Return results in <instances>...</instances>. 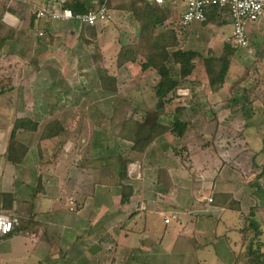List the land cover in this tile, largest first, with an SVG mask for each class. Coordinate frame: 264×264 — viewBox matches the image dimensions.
<instances>
[{"label": "rangeland", "instance_id": "374dc122", "mask_svg": "<svg viewBox=\"0 0 264 264\" xmlns=\"http://www.w3.org/2000/svg\"><path fill=\"white\" fill-rule=\"evenodd\" d=\"M30 1L37 3L39 0ZM29 7L26 6L23 11L28 19L33 13L31 9L28 10ZM5 21L8 22V16H5ZM100 23L95 25L100 37L97 41L91 39L89 45H83L79 39H75L74 46L60 44L59 47L50 52H43L41 45L45 42L46 37L43 36L44 33H42L43 35L39 34L42 29H37L34 30L32 36L20 35L12 43L10 51L6 50L0 55V194L9 193L12 195L10 212L15 213L18 217L30 219V217L32 218L33 215L37 214L36 212H42L43 218H39L43 225L40 238L47 237L58 243L60 241L71 242V238L77 232L71 227L65 231L64 226L61 224L62 219L60 220V216L61 212L64 211V205L71 203L66 193L75 188L77 183L86 180L84 176H79L80 171L78 169L68 168L69 165L80 159L81 154L83 155L88 150L86 145L90 146L89 157L93 159L101 156L105 157L117 150L123 153L120 146L117 147L119 145L117 132H119L127 113L131 110V106L134 103L139 106L136 117L142 119L145 112L155 105L151 89L158 82L156 72L158 58H154V64L146 72H142L138 65H128L125 68L116 69V55L119 50L118 32L111 20H104ZM206 25L207 30L204 28V31L207 32L206 36H203L202 39L198 37V39L189 38L185 32V35L180 38L179 48L184 51H195L203 58L209 56L208 52H211V57H218L222 52L223 44L229 40L232 31L228 25L222 29L220 36V33H217V28H215V26L218 27L217 25L214 26L211 23ZM251 27L250 25L247 26L248 46L245 49L238 48L231 61L223 88L218 93H213L208 86L203 63L197 62V68L191 78L180 83L177 92L179 98L172 100L165 107L167 117L161 118L163 124H170L172 122L171 114L174 110L184 106H187V110L182 116V121H186L195 115L198 117V119L196 118L198 123L196 129H194L196 131L189 133L192 136L191 141L194 148L189 150L188 153L182 149L174 136L164 135L170 142L167 154H169L168 157L173 166L172 170L181 169L188 179H192L194 186L202 181L201 177L206 179L205 183H200L203 188L198 190L199 193L195 192L196 195L198 194L196 202L207 201V199H213L212 194L229 193V191H233L237 195L245 192L243 196L246 197V201L249 198L248 207L245 205V197L242 198L241 201H244L245 206H243V210L240 208L241 214L225 213L228 215V219L225 217L226 215L222 219L217 218L218 213L210 214L207 212V214L200 206L189 205L192 213L196 214V211H199L198 215L190 214L189 216L192 217L187 219L188 230H181L174 237L169 238V242L173 241L174 243L176 236L190 238L193 234L196 238H199L196 239L199 246L205 247L204 240L209 239L206 236L212 234L216 224L214 234L220 238L222 236L226 237L230 241L227 246H215V252L220 253L227 264L233 262L230 251H233L234 254L239 251L241 240L238 230L243 227V218L248 216L252 208L258 209L259 207V202L251 196L255 189H251L248 184L264 172V61L258 62L253 57L255 45L262 42L263 37L257 32L251 31ZM200 31L198 27L195 33L201 35ZM40 49L41 52L39 53ZM100 55L102 56L100 65L117 78L118 93L116 95L103 93L100 90V82L96 71V60L99 62ZM172 75L178 79L177 69L173 70ZM237 83H240L248 94L258 98L252 105L251 117L248 121L244 120L243 122V125L249 124V127L243 131L240 139L235 132V123H229V126L234 129L226 132L221 128L218 135L212 139L215 123H207L202 117H205L206 120L211 119L213 106L217 104L220 106L221 103L226 101L229 98L230 88ZM224 116H227V113L219 118L220 123L223 122ZM17 118L37 120L40 122V126L37 133L19 132L17 134V141L26 146L29 151L21 164L11 165L6 161L5 155L9 134ZM52 120H58L67 132L74 135L80 134L79 136L85 141L79 147L73 146L71 141L68 142L64 147L63 154L59 155L56 161L54 160V147L50 144L45 145L41 150L42 160H39L37 145L40 133L43 126ZM198 134L204 140L199 139ZM204 142L207 144L212 143L213 146L199 154L197 151ZM157 149L158 147L152 148L151 152L155 153ZM193 152H196L197 155H193ZM157 155L160 156L161 153ZM157 155L153 154L151 156L155 158ZM223 159L228 162L223 161ZM166 161H158L157 164L163 167V163H166ZM48 170L51 174L60 177L56 182H52L50 179H41L40 186L42 190H46L42 192L37 188V176L45 174ZM173 174L177 173L173 171ZM152 176L148 178L141 177L139 183L135 185L134 189H136L138 199L133 202H137L140 198L147 201L146 204L142 205L145 207V211L139 212L141 216L135 221V227L124 229L125 232L129 233L126 234V238L136 236L143 239V236L148 235L155 239L161 237L162 234L164 235L163 232L167 231L163 228L162 215L152 216L155 212L161 213L163 207L156 211L154 210L155 207L150 205V202L155 201L160 206L166 205L167 203L163 197L154 195V189H160L163 192L164 190L173 191L176 187L175 185L169 186L166 181L156 183L155 172ZM67 177L70 180L66 182L64 180ZM187 178L184 179L182 185H189L190 182ZM258 183L264 187V182L262 183L260 180ZM57 185L59 188L56 190ZM50 186H53L55 192L50 190ZM90 206H92L91 203ZM74 214L72 213V221L77 213ZM90 214L94 215L92 211ZM202 215L204 217L209 216L208 220ZM92 216L90 222L88 221L89 224L93 221ZM201 216L204 221L200 218ZM147 218H150L151 225H153L149 224V228L147 227L148 224H145ZM100 220L98 219V221ZM256 220L262 225L261 240L264 242V217L259 209L256 213ZM175 225V223L171 224L173 230L176 227ZM27 226L29 224L22 221L19 227L7 238L14 236L17 230ZM194 227L197 232L193 231L195 230ZM94 229L91 225L88 226L87 229H83L84 232L81 236H84L88 230L93 231ZM109 229L106 230L111 232ZM110 232L107 234L112 237ZM116 236L118 235L112 238L111 243H104L107 254L104 252L103 264L109 263V260L114 257L117 247H119ZM17 240L19 239L14 240V242L20 248L23 242ZM188 242H183L181 247H186V250L190 251L192 244H188ZM163 244H165L163 264H179L178 252H175L179 248L173 250V255L168 254L166 257L167 253H171L170 248L172 247L166 240ZM62 245L58 244V251L56 255L54 254L56 257L60 254L67 256L64 251L72 250L70 248L65 249ZM124 252L121 251L117 254V257L120 254V263L124 261L121 260ZM208 260L209 263L206 264L213 262L212 257H209ZM60 262L63 264L67 261L62 262L60 260ZM181 263L193 264L190 261Z\"/></svg>", "mask_w": 264, "mask_h": 264}, {"label": "trees", "instance_id": "16d2710c", "mask_svg": "<svg viewBox=\"0 0 264 264\" xmlns=\"http://www.w3.org/2000/svg\"><path fill=\"white\" fill-rule=\"evenodd\" d=\"M101 1V4L104 3L106 8L105 20H111L118 32L117 41L119 50L116 55V69L125 68L128 65H138L142 72H146L154 64V58H158L159 61L156 68L158 82L151 89L155 105L145 112L142 119L136 117L139 106L136 103L131 106V110L127 113L118 133V138L132 144L129 153L125 156L111 155L93 159L89 157L91 148L89 145H86L88 150L83 155L81 154L80 159L69 165L68 168L73 167L78 169L80 175L86 178L84 182L77 183L75 188L70 191L69 198H71L72 213H77L82 209L86 199L94 196L97 186L120 188V204L125 205L129 203L133 195V189L123 183L127 179L128 165L142 160V157L146 156L148 151L153 155L154 152H151L153 145L164 138V135L170 134L174 136L178 140L179 145L182 146V149L185 152L187 151V153L193 149L192 136L189 133L196 131L194 129H196L198 117L195 115L186 121H182V116L186 112L187 106L178 107L171 114L172 122L170 124H163L161 118L167 117L165 107L172 100L179 98L177 94L178 87L182 81L191 78L197 68V62L203 63L210 90L213 93H218L225 84L231 61L238 51V48L232 44V34L229 40L223 44L222 52L218 57H211V52H208L209 56L203 58L195 51L182 50L179 48V43L182 35H185L186 27H182L179 23L178 28L168 27L171 11L167 4L158 5L147 0ZM23 2L25 1H19L18 5L20 7H16L17 11H15L14 8L9 7L8 0H0V55L6 50L10 51L11 45L16 41L18 33L16 28L10 27L3 22L4 15L6 13H18L20 16L23 11L19 9L24 10L26 7ZM60 8L71 11L74 16H84L91 11H96V8L88 10L83 3L76 0H64L60 3ZM225 15L228 16L226 9H214L210 15L209 22L217 26L226 25V22H221V19ZM34 20L35 15L31 14L28 30L34 28ZM87 27L91 31L92 38L95 39V26ZM251 31H255L263 37L262 42L255 45L253 53L256 61L263 62L264 18L252 25ZM101 57L100 55L98 58L99 62L96 60L100 90L103 93L116 95L118 93L117 78L100 65ZM175 69L178 71V79L172 75ZM257 100V96L248 94L246 89L241 87L240 83L231 87L229 98L221 103L220 106L219 104L213 106L214 108L211 110L212 118L206 120L205 117H202L207 123H215L212 139L218 135L221 128L226 132L234 129L229 126V123H235L236 135L241 139L243 131L249 127V124L243 125V122L244 120L248 121L251 117L252 105ZM224 113H227V116H224L223 122L220 123L219 118ZM39 126V121L30 118H17L14 121L9 134L7 153L5 155L8 163L11 165L21 164L29 151L26 146L17 141V134L19 132L28 134L37 133ZM79 135L67 132L58 120L48 122L43 126L38 140L37 151L39 160H42L41 150L47 143L55 149V161L59 155L63 154L64 147L68 142L71 141L73 146L79 147L85 141ZM198 137L204 140L199 134ZM212 146V143L207 144L204 142L197 152L200 154ZM178 150L180 149L178 148ZM194 154L197 155L196 152H193ZM223 161L227 160L223 159ZM50 173L49 170L45 172L48 175ZM69 180L70 178L68 177L64 181L67 182ZM167 180V171L159 169L157 183ZM260 180L262 183L264 182V172L256 176L248 186L251 189H255L251 195L259 202L258 209L264 217V187L258 183ZM40 182L41 178L38 180L37 188L42 191ZM211 204L224 211L241 214L240 203L235 201L232 194L216 193L213 196ZM0 208L10 211L12 208L11 194H0ZM256 209L252 208L248 216L243 218V227L238 230L241 240L240 247L239 251L233 255L232 264H264V242L261 240L263 230L262 225L256 220L258 210ZM92 237L97 240V247L107 254L104 243H111L113 240L105 230H97ZM110 263L115 264L114 258H112Z\"/></svg>", "mask_w": 264, "mask_h": 264}, {"label": "crops", "instance_id": "0c3cea01", "mask_svg": "<svg viewBox=\"0 0 264 264\" xmlns=\"http://www.w3.org/2000/svg\"><path fill=\"white\" fill-rule=\"evenodd\" d=\"M19 1L20 0H8V5L10 8H14L15 11H17L16 7L18 8ZM63 1L64 0H39L37 3H33L30 0H26L25 2H23L28 7L31 4L28 10L31 9V11L33 12L32 14L35 15L33 29H29V30L27 29L29 25V19L27 18V16L24 15L23 12L21 13V15L23 16L21 15L19 16L18 13L16 14L6 13L4 15L3 22L8 26L17 29L18 31L17 39L22 34L32 36L34 30L36 31L37 29H42V32H40L39 34L43 35L42 33H44L45 35L43 36L46 37V40L42 45L40 44L39 41H37V43L42 46L41 49H43V52H50L56 47H59L60 44H64L65 46H74L75 39H79L81 41V44L83 45H89L90 44L89 41H91V39L93 38L90 29L88 30L87 29L88 27L85 24H82L76 20L60 22V21L51 20L50 18L47 17L37 18L36 15L40 11H49V12L58 11L59 9H61L60 3ZM76 1H80L81 3H83L88 10L91 9L93 10L97 8V4L99 5L102 2L101 0H76ZM167 5L169 6L171 11V17L168 21V27L178 28L180 16L184 11L182 7V2L180 0H173L169 2ZM19 10L24 11L25 9L24 10L19 9ZM210 15L205 22H193L191 25L186 27L185 28L186 35L188 34L189 38H196V39L198 38L202 39L203 36H206L207 32L204 31V28L207 30L205 26H207L206 24L210 23L209 22ZM5 16H8V22L5 21ZM22 17H24V19H22ZM221 22H226V25L218 26V27L214 25L215 28H217L218 30L217 33H220V36L222 34V29L224 27H227L228 25L230 26V29L232 31V27L229 24L230 20L228 16L226 15L223 16ZM195 24H198L199 26L198 25L195 26ZM198 27L199 30H201L200 33L202 36L200 34L198 35L195 33V30ZM99 34L96 31L95 41H97V39L100 37ZM41 49L38 51L39 53L41 52ZM118 133L119 132H117V134ZM117 141H119V145H117V147L120 146V149L123 150V153L122 152L120 153L117 150L113 154H109L106 156H111V155L125 156L127 153H129L132 144L123 141L118 137H117ZM169 143L170 142L167 139V137L166 138L164 137L159 141H157L156 144H154L152 147L153 149L158 147L157 151L154 154L157 155L158 153H161V155L163 154L162 155L163 157L161 155L160 156L157 155V157L154 158L153 156H151L150 151H148L147 155L142 157L143 158L142 160L133 162L128 165L127 179L123 183L127 186L132 187L134 190L133 197L131 198L129 203L125 205L120 204L121 201L120 188L113 186H108V187L97 186L95 188L94 196L86 199L82 209L78 211L77 214L75 213L76 215L74 214L75 217L73 221L71 219L72 218L71 203L69 202L68 205L66 206L64 205V211L61 212V216H60V220L62 219L61 224L64 226L63 229L67 231L68 228L71 227L77 231L74 233L73 237L71 238V242L60 241L58 243L53 239H49L47 237L40 238L41 229H43L42 228L43 225L41 224V220H39V218H43L42 212L40 211L36 212L37 214L33 215L32 218L30 217V219L29 218L23 219L21 216H19L20 221L28 223L29 226L17 230L14 236L0 241V264H62L60 260H62V262L65 260L67 261L63 264H103L105 258V253H104L105 251L97 247L98 242L96 239L92 237V235L99 229H104L106 233H109L110 231H107L106 230L107 228H110L109 230H111L110 232V234H112V237L110 236L111 239L115 235L119 236V237L116 236V238H118L117 243L119 247H117V251H115L113 257L115 260V264H126V263L127 264H163V251H165V247H164L165 244H163L164 240H166V242H168L169 244L170 243L169 238L174 237V235L176 233H179V231L181 230L187 231L189 228V225L187 224L188 221L187 219L188 217H192L189 215L193 214L197 216L199 213V211H196V214L192 213L190 211L189 205H198L201 208H203V210H205L206 213L207 212L210 214L218 213L219 216L217 218L220 217L222 219L224 215H226L225 217L228 219V215L225 213L231 214L233 212L224 211L221 208L214 207L211 204L212 202L211 203L208 202L209 199H207V201L201 200L199 202H196L197 201L196 199L198 198L197 197L198 194L196 195L195 192L199 193L198 190L200 188H203L200 185V183L201 182L205 183L206 179L204 177H201L202 181L194 186L192 179L190 178L188 179L185 173L181 171V169L172 170L173 166L170 163L171 160L168 157L169 154H167V150L170 148ZM48 144L49 143H47L46 146ZM161 158L163 162L166 160L168 161L169 159L168 162L166 161V163H163V167L157 164L158 161H162ZM159 169H165L167 171V177H169L168 181H166L167 184H169V186L175 185L176 187V189L174 188H173L174 190L172 189L173 191L164 190L163 192L160 189H154L153 191L154 195L158 197H163V199L167 203L166 205L163 204V206H160L157 205L155 201L150 202V205H153L156 208V209L154 208V210L156 211L163 207V211L161 213L155 212L154 214H152V216H157V214L162 215L163 228L167 229V231L163 232L164 235L162 234L161 237L155 239L151 238L148 235L143 236V239L142 238L140 239L136 236H132V237L129 236L128 238H126L125 237L126 234L129 233L125 232L124 229L125 228L131 229L135 227L134 226L135 221L141 216L139 212L145 211V207L142 205L146 204L145 202L147 201V200H143V198H140L137 202H133L136 201V199H138L137 196L138 194L136 192V189H134L135 185L139 183V179L141 177L144 178H148L149 176L153 177L152 175L154 174V172L156 178L155 181L157 183V175ZM173 171L177 174H173ZM79 176L81 175L79 174ZM59 177H60L59 175H53L51 173L49 175L40 174V176H37V184L39 178H41L42 180L50 179L52 182L53 181L56 182ZM67 178L65 180H67ZM186 178L189 180L190 183L189 185L184 186L182 185V183ZM58 188L59 186L57 185L56 190ZM50 190L51 191L53 190V186H50ZM45 191H46L45 189L42 190V192ZM53 192H55V190H53ZM66 194L69 196L70 191L69 193L67 191ZM229 194H232L237 202L239 201L242 210L244 209L243 206L246 205L248 207L249 198H247L246 201V197L243 196L245 192L239 193L237 195L235 192L233 193V191H229ZM212 195L214 196V194ZM57 197L59 196L57 195ZM244 197H245V205L243 203L244 201L243 202L241 201L242 198ZM69 200H71V198ZM90 203L92 204V206H90ZM91 211L92 213H94L93 216L90 214ZM91 216L93 217V221L89 224ZM202 216L200 218L203 220L204 216L203 217ZM96 217L98 218L96 219ZM208 217L209 216H205L204 218L208 220ZM98 219L101 220L98 221ZM165 219H170V222L168 224H165L164 223ZM146 223L148 224L147 227L149 228V224L150 225L152 224L150 218H147L145 224ZM172 223L176 224L174 230L173 228H171ZM90 225L95 229L93 231L88 230V232L84 236H81L84 232L83 229H87V227ZM195 227H194L195 230L193 231L197 232ZM215 229H216V224L211 234L212 236L211 235L206 236L209 237V239L206 238V240H204V244H206L205 247L199 246V244L197 243L198 241L196 240L199 238H196V236L193 234H192L193 237L190 236V238H185L184 236L183 237L176 236V241L174 243L173 241L170 243L172 247L170 248V251L172 250L171 251L172 253L173 250L179 248L177 251H175L178 252L177 259L180 260L179 264H184L181 263L184 261H190L193 264H206L207 262L209 263L208 260L209 257H212L213 260L211 264H227L225 258L220 253H216L215 250L218 245L227 246V244H230V241L227 240L226 237L224 238L222 236L221 239L219 236H216V234H214ZM36 238L37 240L35 241ZM16 239H19L17 241L23 242V244L21 245L22 249L21 247L19 248L17 244H15L14 240L16 241ZM183 242H188V244L189 243L192 244V246L189 245L191 246L190 251L186 250L187 249L186 247L185 248L181 247ZM58 244H63L62 246L65 249L70 248L72 250H69L67 252L64 251L67 254V256L60 254L58 257H56L55 255L56 252L58 251ZM24 248L25 250H23ZM121 251H125L123 254L124 256H122L121 260H124L123 262L126 263L123 262L120 263L121 262L119 261L120 254L117 257V254L121 253ZM230 252L233 261L234 252L233 251ZM171 253L170 252L167 253L166 257L168 256V254L173 255V253L172 254ZM111 260L112 259L109 260L108 264H111L110 263Z\"/></svg>", "mask_w": 264, "mask_h": 264}, {"label": "built area", "instance_id": "2783aa9c", "mask_svg": "<svg viewBox=\"0 0 264 264\" xmlns=\"http://www.w3.org/2000/svg\"><path fill=\"white\" fill-rule=\"evenodd\" d=\"M24 1V0H23ZM107 1V0H106ZM158 5H166L173 0H147ZM184 11L179 24L188 27L193 22H205L214 9H226L232 27V44L239 49L248 46L247 26L254 25L264 17V0H180ZM105 4H97L96 11L84 16H74L71 11L59 9L58 11H40L36 16L47 17L54 21L76 20L87 26H95L105 20ZM209 203L212 199L208 200ZM165 224L170 219H165ZM19 217L10 211L0 208V241L10 236L19 227ZM36 241V239H35Z\"/></svg>", "mask_w": 264, "mask_h": 264}, {"label": "flooded vegetation", "instance_id": "af4514ba", "mask_svg": "<svg viewBox=\"0 0 264 264\" xmlns=\"http://www.w3.org/2000/svg\"><path fill=\"white\" fill-rule=\"evenodd\" d=\"M30 235V234H29Z\"/></svg>", "mask_w": 264, "mask_h": 264}]
</instances>
